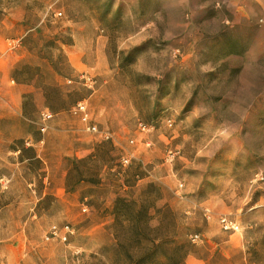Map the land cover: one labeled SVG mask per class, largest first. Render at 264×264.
Returning <instances> with one entry per match:
<instances>
[{
	"label": "rangeland",
	"instance_id": "374dc122",
	"mask_svg": "<svg viewBox=\"0 0 264 264\" xmlns=\"http://www.w3.org/2000/svg\"><path fill=\"white\" fill-rule=\"evenodd\" d=\"M0 264H264V0H0Z\"/></svg>",
	"mask_w": 264,
	"mask_h": 264
},
{
	"label": "built area",
	"instance_id": "2783aa9c",
	"mask_svg": "<svg viewBox=\"0 0 264 264\" xmlns=\"http://www.w3.org/2000/svg\"><path fill=\"white\" fill-rule=\"evenodd\" d=\"M57 15L60 16L61 14L58 13ZM76 108H77V110H78L79 112L82 113V121H86L87 118H86V114H85V106H84L82 103H78ZM45 118H50V115L46 114V115H45ZM88 130H90V131L93 132V133H96V132H97L95 126H90V127H88ZM222 223L224 224V229H225V230L230 229V226L227 225V223H226L225 220H222ZM198 239H199V236H198V235H193V236H191V241H192V242H195V241L198 240Z\"/></svg>",
	"mask_w": 264,
	"mask_h": 264
}]
</instances>
